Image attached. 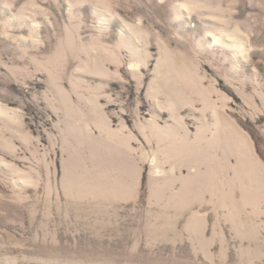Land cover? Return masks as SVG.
Segmentation results:
<instances>
[{
  "label": "rangeland",
  "instance_id": "1",
  "mask_svg": "<svg viewBox=\"0 0 264 264\" xmlns=\"http://www.w3.org/2000/svg\"><path fill=\"white\" fill-rule=\"evenodd\" d=\"M0 264H264V0H0Z\"/></svg>",
  "mask_w": 264,
  "mask_h": 264
}]
</instances>
